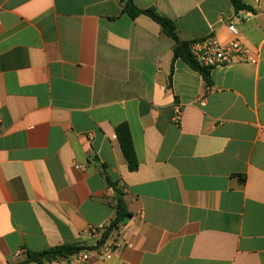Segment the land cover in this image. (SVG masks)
<instances>
[{
  "label": "crops",
  "instance_id": "obj_1",
  "mask_svg": "<svg viewBox=\"0 0 264 264\" xmlns=\"http://www.w3.org/2000/svg\"><path fill=\"white\" fill-rule=\"evenodd\" d=\"M133 1L184 42H230L233 24L256 62L206 78L121 0H0V264L63 245L86 264H264V0ZM116 189L130 217L100 243Z\"/></svg>",
  "mask_w": 264,
  "mask_h": 264
},
{
  "label": "trees",
  "instance_id": "obj_2",
  "mask_svg": "<svg viewBox=\"0 0 264 264\" xmlns=\"http://www.w3.org/2000/svg\"><path fill=\"white\" fill-rule=\"evenodd\" d=\"M123 3L122 12L129 15L130 18L136 19L140 15H146L155 21L161 28V32L167 37L171 38L174 42L173 47V61L177 59H182L187 63L192 69L199 71L207 78V69L202 68L194 59L190 46L192 42L181 41L177 34V29L175 24L168 18L159 14L155 9H140L138 8L133 0H121ZM234 8L237 11L249 10L250 8L246 6L242 0H231ZM209 82V79H207ZM116 136L120 144L122 153L127 162L130 171H135L138 167L137 158L133 146V141L131 134L127 125L122 124L116 128ZM116 214L114 219L107 225L103 231L100 243L107 240L110 235L114 232L120 230L122 224L127 218L130 217L127 206L122 198L120 192L116 189ZM84 250L82 246L78 245H63L49 250L43 251L37 254H29L28 258L24 263L30 262H50L55 261L59 258H67L70 256L78 255Z\"/></svg>",
  "mask_w": 264,
  "mask_h": 264
},
{
  "label": "built area",
  "instance_id": "obj_3",
  "mask_svg": "<svg viewBox=\"0 0 264 264\" xmlns=\"http://www.w3.org/2000/svg\"><path fill=\"white\" fill-rule=\"evenodd\" d=\"M227 28L233 35V40L227 43L219 41L214 35H209L204 39L193 41L190 46L191 53L196 62L207 70L233 66L241 63H255L256 59L252 56V48L247 45L239 35L237 28L233 24H228ZM182 106L176 105L173 121L178 122L181 118ZM105 227L97 230L103 234ZM102 236V235H101ZM125 242L118 241L112 244H103L97 247L96 253L106 259H111L115 252L120 251ZM21 251L17 252L19 255ZM89 253H81L74 256L70 264H86L89 260Z\"/></svg>",
  "mask_w": 264,
  "mask_h": 264
}]
</instances>
